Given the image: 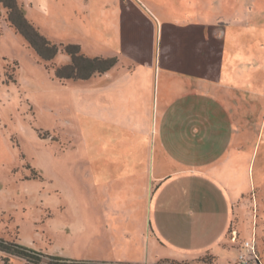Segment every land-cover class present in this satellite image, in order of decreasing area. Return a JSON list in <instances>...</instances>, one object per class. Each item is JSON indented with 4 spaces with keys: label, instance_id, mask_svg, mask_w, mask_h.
<instances>
[{
    "label": "rangeland",
    "instance_id": "obj_1",
    "mask_svg": "<svg viewBox=\"0 0 264 264\" xmlns=\"http://www.w3.org/2000/svg\"><path fill=\"white\" fill-rule=\"evenodd\" d=\"M16 1L59 52L41 60L0 4V238L89 263L264 264V25L226 27L225 78L161 102L157 25H120L105 0ZM68 44L118 63L60 82L45 66L69 64ZM185 171L215 179L230 204L220 248L191 260L147 228L160 180Z\"/></svg>",
    "mask_w": 264,
    "mask_h": 264
},
{
    "label": "crops",
    "instance_id": "obj_2",
    "mask_svg": "<svg viewBox=\"0 0 264 264\" xmlns=\"http://www.w3.org/2000/svg\"><path fill=\"white\" fill-rule=\"evenodd\" d=\"M104 7L116 13L120 25H157L158 55L164 69L158 76L165 78L168 91L161 102L174 96L177 87L218 85L225 78L227 28L264 25V0H105ZM161 88L160 81L154 92ZM152 109L154 113L156 109ZM149 124L141 120L137 125ZM147 134L151 136L149 131ZM147 152L145 156L152 155L150 148ZM150 201L147 228L155 244L176 247L184 260L212 253L214 246L220 248L229 226L230 204L215 179L188 171L165 176Z\"/></svg>",
    "mask_w": 264,
    "mask_h": 264
},
{
    "label": "trees",
    "instance_id": "obj_3",
    "mask_svg": "<svg viewBox=\"0 0 264 264\" xmlns=\"http://www.w3.org/2000/svg\"><path fill=\"white\" fill-rule=\"evenodd\" d=\"M0 4L6 9V20L9 26L24 38L28 47L31 48L41 60L46 63H51L59 52L58 45L50 43L39 34L37 29L27 21L16 0H0ZM61 52L70 58L69 64L54 67L45 66L47 70L53 71L54 78L60 82H65L67 80H88L92 77L109 72L118 63L116 57L86 58L80 53V47L73 44L61 45ZM0 253L23 258L32 264H40L42 257L48 260L46 264H104L76 261L54 255H42L27 246L17 242H9L1 238ZM1 264L4 263L2 262Z\"/></svg>",
    "mask_w": 264,
    "mask_h": 264
},
{
    "label": "built area",
    "instance_id": "obj_4",
    "mask_svg": "<svg viewBox=\"0 0 264 264\" xmlns=\"http://www.w3.org/2000/svg\"><path fill=\"white\" fill-rule=\"evenodd\" d=\"M239 264H247V261L244 259L242 255L239 256Z\"/></svg>",
    "mask_w": 264,
    "mask_h": 264
}]
</instances>
